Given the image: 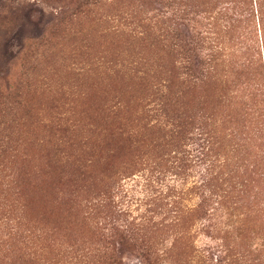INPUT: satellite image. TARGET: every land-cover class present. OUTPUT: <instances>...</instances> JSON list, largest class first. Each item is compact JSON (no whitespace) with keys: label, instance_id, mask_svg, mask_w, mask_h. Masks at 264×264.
<instances>
[{"label":"trees","instance_id":"trees-1","mask_svg":"<svg viewBox=\"0 0 264 264\" xmlns=\"http://www.w3.org/2000/svg\"><path fill=\"white\" fill-rule=\"evenodd\" d=\"M102 1L78 0L76 6L80 12H90ZM185 1V7L190 9L186 25L189 32H211L209 22L204 30L197 31L199 19H209V13L229 21L223 25L224 32H234L237 23L253 22L256 17L264 32V0ZM152 3L154 7L148 12L140 3L138 8L142 10L130 13L119 28L136 42L147 41L150 45L149 53L139 51L138 59L131 62L137 63L131 67V81L127 83L138 94L127 102L133 107L115 106L123 111L116 114L119 118L114 126L119 140L111 147V155L120 156L133 147H143L147 158L152 157L151 166L158 178L171 172L182 179L199 168L198 180L188 185L184 182L178 195L174 192L177 187L169 189L166 196L156 194L155 215L165 217L151 229L144 225L120 226L119 220L109 222L107 227L106 218L99 216L92 225L96 239L77 241L56 233L58 228H40L23 222L20 216L12 217L17 199L10 200L8 196L18 192L22 178L16 171L7 173L0 167V212L7 211L9 222L3 237L11 240L8 244L0 242V264H126L128 254L135 255L141 264H249L244 256L253 254L256 264H264V197L248 196L244 159L236 156V151L245 150L250 140H264V36L263 49L257 47L254 36L246 42L243 58L235 56L237 51L227 53L219 48V34H191L182 42L180 36L174 35L178 41L174 43L165 26L163 0ZM181 19L184 20V13ZM232 57L238 61L225 65L227 58ZM173 58L182 60L180 65ZM2 94L9 98L15 95L14 106L8 111L15 117L23 109L24 100L16 90ZM230 97L237 101L231 116L226 112ZM227 102L229 106L225 108ZM236 115L245 118L243 138L241 143L228 145L225 125ZM235 135L236 131L231 130L230 138ZM6 137L0 138L1 152L6 151ZM236 157L238 165L234 163ZM102 195L84 202L89 216L107 207ZM163 203L165 212L158 210ZM117 212H112L113 216ZM147 232L152 235L148 240L144 238ZM201 235L216 244L199 247L196 243ZM252 237L261 239L260 244L254 249L245 248L247 254L234 253L241 246L239 242Z\"/></svg>","mask_w":264,"mask_h":264},{"label":"rangeland","instance_id":"rangeland-1","mask_svg":"<svg viewBox=\"0 0 264 264\" xmlns=\"http://www.w3.org/2000/svg\"><path fill=\"white\" fill-rule=\"evenodd\" d=\"M76 1L1 0L0 138L7 137L6 151H0V167L7 173L16 171L22 178L18 192L8 196L10 200L17 199L12 217L20 216L23 222L40 228H58L55 232L65 234L67 239L88 241L93 237V220L99 216L106 218L107 227L109 222L119 220L120 226L144 225L151 229L165 217L155 215L156 194L166 196L169 189L176 187L174 192L180 194L184 182L188 185L198 180L199 168L182 179L171 172L158 178L151 166L152 157L147 158L143 147H133L120 156L111 155V147L119 140L114 126L119 118L116 114L133 107L127 102L133 95L138 96L131 86L130 93L127 86L131 81L129 71L137 65L131 62L138 59L139 51L149 53L150 45L147 41L136 42L119 28L130 13L139 12L140 3L146 12L154 4L152 0H103L100 7L80 12ZM184 3L163 0L171 42L178 43L174 35L180 36L182 42L191 34H219V48L227 53L237 51L235 56L243 58L246 42L254 36L257 47L263 49L264 32L258 17L253 22L237 23L234 32H224L223 25L229 21L209 13V19H199L197 31L204 30L209 22L211 32H189L186 25L190 9ZM147 33H151L150 28ZM232 61L238 60L227 58L225 65ZM173 62L180 65L182 60L173 58ZM9 89L18 91L24 100L23 109L15 117L8 113L15 95L9 98L2 94ZM230 101V108L228 102L225 108L231 116L237 101L232 97ZM236 116L225 125L228 145L241 143L243 138L245 118ZM231 130L237 134L232 138ZM236 156L244 159L248 196L263 198L264 140H250L245 150L236 151ZM102 193L107 207L89 216L84 202ZM248 201L251 203V198ZM158 210L165 212L164 203ZM114 211H118L116 216ZM6 216L7 211L0 212V242L8 244L11 240L3 237L9 229ZM144 238L148 240L152 235L147 232ZM260 242L254 237L239 242L241 246L234 253L247 254L245 248L254 249ZM196 244L204 248L216 242L201 235ZM127 256L126 264H141L135 255ZM244 258L249 264L258 262L253 261V254Z\"/></svg>","mask_w":264,"mask_h":264}]
</instances>
